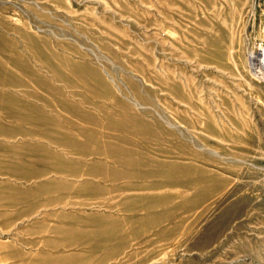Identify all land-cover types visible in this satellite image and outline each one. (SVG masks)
I'll list each match as a JSON object with an SVG mask.
<instances>
[{
    "label": "rangeland",
    "instance_id": "374dc122",
    "mask_svg": "<svg viewBox=\"0 0 264 264\" xmlns=\"http://www.w3.org/2000/svg\"><path fill=\"white\" fill-rule=\"evenodd\" d=\"M257 48L264 0H0V264H264Z\"/></svg>",
    "mask_w": 264,
    "mask_h": 264
},
{
    "label": "bare ground",
    "instance_id": "6f19581e",
    "mask_svg": "<svg viewBox=\"0 0 264 264\" xmlns=\"http://www.w3.org/2000/svg\"><path fill=\"white\" fill-rule=\"evenodd\" d=\"M257 46V45H256ZM261 47V46H260ZM258 49V52H254L251 56V62H257V58H259L260 56H263L264 55V48H257ZM260 60V59H259ZM261 63V62H260ZM261 66V64H260ZM263 67V66H262Z\"/></svg>",
    "mask_w": 264,
    "mask_h": 264
}]
</instances>
